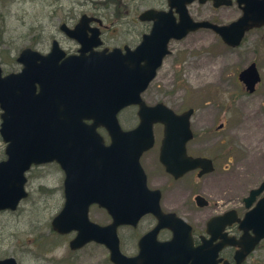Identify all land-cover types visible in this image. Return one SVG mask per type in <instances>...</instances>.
Returning a JSON list of instances; mask_svg holds the SVG:
<instances>
[{
  "label": "water",
  "instance_id": "95a60500",
  "mask_svg": "<svg viewBox=\"0 0 264 264\" xmlns=\"http://www.w3.org/2000/svg\"><path fill=\"white\" fill-rule=\"evenodd\" d=\"M195 1L167 0L168 13L154 9L142 12L139 19L152 21L153 26L134 49L95 50L101 45L99 36L88 37L86 30L89 22L101 21L83 14L73 28L65 24L59 28L79 44L77 54L66 55L53 40L47 54L22 49L16 58L21 65L19 72L3 76L0 67V137L6 156L0 161V211H15L28 196L25 173L33 165L55 162L64 173V203L51 228L61 235L76 232L69 242L71 250L90 242L103 244L113 264H217V255L226 246L238 248L236 264L247 258L264 238V196L238 220L243 231L240 238L222 233L236 221L229 213L213 217L207 225L210 238L193 247L190 228L174 214L161 211L159 191L148 189L139 163L142 153L153 146V125L162 124L160 161L168 173L178 178L198 167L201 176L214 170L210 159L186 154L185 145L192 138V110L176 114L163 103L147 105L141 95L169 54L170 40L209 28L226 45L237 47L247 31L264 26V0H236L242 15L225 25L193 20L187 5ZM197 1H212L214 7L233 3ZM173 9L179 14L178 21L170 14ZM238 78L249 93L254 92L260 81L255 63L242 70ZM131 105L138 108V125L122 130L118 113ZM99 127L106 130L109 145L96 131ZM263 191L264 181L244 198L247 209ZM204 201L201 197V206ZM93 204L107 211L111 217L108 225L89 220ZM149 213L157 218V225L140 238L136 256L123 255L117 228L136 226ZM163 228L173 232L168 242L157 241ZM0 264L17 263L8 258Z\"/></svg>",
  "mask_w": 264,
  "mask_h": 264
},
{
  "label": "rangeland",
  "instance_id": "374dc122",
  "mask_svg": "<svg viewBox=\"0 0 264 264\" xmlns=\"http://www.w3.org/2000/svg\"><path fill=\"white\" fill-rule=\"evenodd\" d=\"M164 3L165 0H0V64L5 72H17L20 66L16 57L22 49L46 53L55 39L65 51H75L78 45L59 28L62 24L73 26L82 14L97 16L111 25L105 37L107 46L129 45L133 37L128 29L133 27L128 23L136 14L133 11ZM124 4L130 15L122 22ZM201 10V6L193 4L189 12L201 18ZM202 11L223 23L239 17L235 5L216 11L206 5ZM170 48L171 55L165 58L143 99L149 105L163 102L175 110L199 109L193 119L195 132L201 133L198 148L201 156L210 158L215 166L213 172L201 178L202 193L211 202L210 208L201 209V219L205 220L232 207L242 208V199L264 181V27L249 32L234 49L207 32L190 34ZM251 63L256 64L261 76L253 93L247 92L237 79L238 73ZM136 112L135 107H128L119 113L125 129L135 127ZM4 148L0 138V160L4 159ZM148 176L156 185L151 170ZM26 177L28 197L16 211L0 212V256L12 255L20 264H112L103 246L90 243L71 250L69 241L74 234L59 235L52 230L51 220L64 203V174L59 166H34ZM89 217L101 225L109 222L106 212L97 206L91 207ZM144 232H121L127 255L136 252L138 235ZM244 264H264V240Z\"/></svg>",
  "mask_w": 264,
  "mask_h": 264
},
{
  "label": "flooded vegetation",
  "instance_id": "af4514ba",
  "mask_svg": "<svg viewBox=\"0 0 264 264\" xmlns=\"http://www.w3.org/2000/svg\"><path fill=\"white\" fill-rule=\"evenodd\" d=\"M193 4H198V6H201L202 10H204L206 5H208L209 8L212 9L213 11L220 10L222 8H229V7H232L235 5L239 11V16L242 14V9L236 3V0H233V4L231 6L222 5L220 7H214L212 1H207V2L201 3V4L198 1H195ZM193 4H191V5H193ZM191 5H188V11H189ZM122 9H123L124 13H123V15H121V19H122L121 21L123 22L130 15V9L125 4L122 6ZM149 9H154L156 11H161V12H165V13H168L170 11L167 0H165V3L162 5H157L155 7H148V8L143 9V10L133 11V13H136V14H135V16H133L131 18V21L128 23V26L133 27V30L128 29V34L132 35V37H133V39L129 45L124 44L121 46H112V47L107 46L105 44V41H106L105 37H106L107 32H108L107 30L111 29V25H107V24L103 23V21H101V22H97V21L89 22V26L87 28L88 30H86V35L88 37H90L93 34H98L99 39L102 42L101 43L102 45L97 50H102L104 48L112 49L114 47L124 48L125 46H128L129 48L133 49L141 42L142 37L145 34L150 33V31L152 29V26H153L152 21H141L139 19L140 14L146 10H149ZM202 10H201V18H194L193 17L194 20H196V21H209V22H211L213 24H217V25H223V24L230 23V22L223 23V22H220V21L215 20V19L213 20V18H211L210 15L209 16L203 15L205 12ZM170 14L172 15V17L176 21L179 20V14L176 12L175 9H173L170 12ZM91 16H94V15H91ZM74 25L71 27H74ZM258 29H260V28H258ZM252 30H257V29H251L250 31L245 33V35L243 36L242 42L246 39L247 34L249 32H251ZM201 32L210 33V34L214 35V37L217 40H220L222 42L221 38L212 29L202 28V29H199L195 33L201 34ZM185 38H183L181 40H184ZM181 40L169 41V43H168L169 54L167 55V57L170 56L172 53V49L170 48L171 44L174 42H179ZM132 42H134V43L131 44ZM77 49H78V47L75 49V51H72V52L66 51V53L67 54H76ZM2 69H3V67H2ZM7 73H9V72H5L3 69V75H6ZM256 88H257V86H256ZM167 106L172 109V107L170 105H167ZM187 110H192L191 116H190V127L192 130L193 136H192V139L190 141H188L186 144V154L189 157L201 158V149L198 148V147H201V133L195 132L197 130V128L193 124V119L195 117V113L199 109H195L194 107L183 108L181 110L173 109V111L176 114H181L182 112L187 111ZM200 118H201V114H200ZM137 124H138V119H137L136 125ZM121 127H122V129H125L123 126H121ZM97 130H98V133L102 136L104 144L108 145L110 143V138L107 135L106 131L103 128H98ZM153 137H154L153 146L141 155L140 165H141V167H142V169L146 175L148 187L152 190H158L159 191V195H160L159 206H160L161 211L163 213L174 214L176 217L182 219L190 227V236H191L193 247H199L201 245L202 240H206L209 238L210 235L207 234V225H208L209 220L213 216L222 215V214H226V213H228V214L232 213V214H230V217L235 219L236 221L232 222L230 225H227L224 228V230L222 231V233H225L227 235V237H234L236 239L240 238V236L243 234V232L239 229L238 220L243 219V217L245 216V214L249 210V208L247 209L245 206L244 198L241 201L242 208L232 207L230 209L223 210L221 212H217V214L211 215L208 219H205V220H204V218L201 219V209L211 207L210 206L211 202L208 201V199L205 198L203 193H202L201 178L203 176L201 177V168L198 167V168L191 169V170L187 171L183 176H181L179 178H174L170 173H168L166 171L165 167L162 165V163L160 161L161 147L163 144L162 141L164 138L163 126L161 124H156L153 126ZM149 170H151L153 172V175H155L154 177H156V181H155L156 185H154L153 182L150 181V179H149V176H148ZM257 187L258 186H256L255 188H257ZM263 195H264V192L261 193L259 196H257L256 200L252 206H254L255 203ZM201 196H203L206 199L204 201V206H201ZM93 206H95V205H93ZM91 207H90V209H91ZM102 210H104V209H102ZM108 218H109V222L106 224H103V225H107L111 222L109 216H108ZM157 223H158L157 218L153 214H147V215H144L139 220V222L137 223L136 226H132V225L119 226L117 229V234H118V238H119V246H120L121 251L123 253H125L124 252L125 250L123 249L124 238L121 235V232L123 230H129L132 232H137L139 229L145 230L144 233H140L138 235L139 237H138L136 245H135L136 252H134V254H132V255H128V256H135L139 252L138 242H139L140 238H142L147 232H149L152 228H154L157 225ZM171 238H172V230H170L168 228L161 229L157 234V240L161 241V242L169 241ZM217 241H219V240H217ZM217 241H215V242H217ZM261 242L258 245H256L255 249L261 244ZM237 249H238L237 247H233V246L224 247L217 255V260H219L217 262V264H236L234 256H235ZM250 254L248 255V257L250 256ZM248 257L241 264H244V262L248 259ZM8 258H14L16 263L20 264L19 261L12 255L0 256V262L5 261Z\"/></svg>",
  "mask_w": 264,
  "mask_h": 264
},
{
  "label": "trees",
  "instance_id": "16d2710c",
  "mask_svg": "<svg viewBox=\"0 0 264 264\" xmlns=\"http://www.w3.org/2000/svg\"><path fill=\"white\" fill-rule=\"evenodd\" d=\"M121 4V3H120ZM116 5V4H115ZM116 10H118L119 11V8H116ZM114 16H118L117 14H114ZM119 16H120V14H119ZM111 17H113V13H112V16Z\"/></svg>",
  "mask_w": 264,
  "mask_h": 264
}]
</instances>
